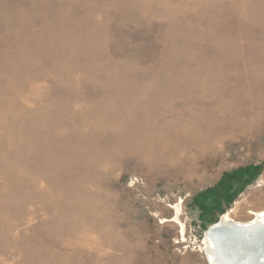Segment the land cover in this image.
<instances>
[{"label": "rangeland", "instance_id": "374dc122", "mask_svg": "<svg viewBox=\"0 0 264 264\" xmlns=\"http://www.w3.org/2000/svg\"><path fill=\"white\" fill-rule=\"evenodd\" d=\"M262 210L264 0H0V264H209Z\"/></svg>", "mask_w": 264, "mask_h": 264}, {"label": "bare ground", "instance_id": "6f19581e", "mask_svg": "<svg viewBox=\"0 0 264 264\" xmlns=\"http://www.w3.org/2000/svg\"><path fill=\"white\" fill-rule=\"evenodd\" d=\"M174 214L169 221L180 226L184 232V224L180 221L181 206L174 205ZM251 226L246 234L251 236L240 238L236 241L228 239V236L218 237L209 231L221 229L228 233L231 227ZM259 226L261 227L259 229ZM229 229V230H225ZM264 229V210L253 214L252 219L246 222L236 221L230 216V212L221 215L218 221L209 225L204 232V252L209 264H264V236L259 230ZM253 235V236H252ZM253 238V239H252ZM202 242V243H203ZM220 242H222L220 244Z\"/></svg>", "mask_w": 264, "mask_h": 264}, {"label": "water", "instance_id": "95a60500", "mask_svg": "<svg viewBox=\"0 0 264 264\" xmlns=\"http://www.w3.org/2000/svg\"><path fill=\"white\" fill-rule=\"evenodd\" d=\"M251 226H235V227H231L230 230L229 229H225V230H229L228 233H225L224 231L222 232L221 229H213L211 231H209L211 234H215V236H218V237H223V236H228V239H232L233 241H236L240 238H246V237H249L251 236L250 234H246V232L248 231V229L250 228ZM261 227L259 226V229ZM259 232L261 233V237L264 236V229H261L259 230ZM253 236V235H252ZM253 239V238H252ZM237 242V241H236ZM222 242H220L221 244ZM261 254H264V251L261 253Z\"/></svg>", "mask_w": 264, "mask_h": 264}]
</instances>
